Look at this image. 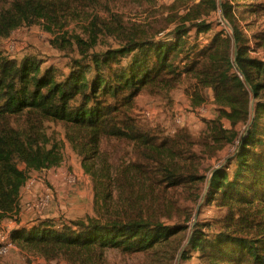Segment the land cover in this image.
Wrapping results in <instances>:
<instances>
[{"label":"trees","instance_id":"16d2710c","mask_svg":"<svg viewBox=\"0 0 264 264\" xmlns=\"http://www.w3.org/2000/svg\"><path fill=\"white\" fill-rule=\"evenodd\" d=\"M131 1L157 0H0V228L32 173L60 167L69 143L103 203L117 190L123 205L100 220L45 217L18 224L9 239L28 252L74 264H102L107 248L151 254L158 264L185 261L194 252L201 264H264V59L258 52L264 31L247 32L253 19L264 17V0H222L231 34L203 18L218 0H194L181 23L162 34L152 24L126 30L118 10ZM94 11L114 17L106 31L122 40L93 51L95 44L85 41L67 71L3 48L13 31L34 24L61 31L91 19L93 37L103 23ZM210 31L209 41L201 40ZM185 79L212 90L217 116L197 133L142 127L134 114L137 97L168 95ZM105 139L135 147L139 161L131 174L112 172L101 154ZM229 145L235 149L222 159L226 164L205 172V163L220 160ZM206 182V200L222 216L192 223L190 216L171 221L158 213L175 207L168 194L174 199L189 188L201 195Z\"/></svg>","mask_w":264,"mask_h":264},{"label":"rangeland","instance_id":"374dc122","mask_svg":"<svg viewBox=\"0 0 264 264\" xmlns=\"http://www.w3.org/2000/svg\"><path fill=\"white\" fill-rule=\"evenodd\" d=\"M199 1V0H197ZM194 0H157L156 2L131 1L121 6L119 19L126 30H131L136 25L152 24L151 28L165 33L181 23V17L187 12ZM222 0H218V8L210 15L203 18L211 20L214 30H226L233 33L231 23L224 17ZM101 17V25L97 34L90 37L87 26L90 20L79 19L61 31L47 30L41 24L21 27L2 41L7 54L12 57L22 58L27 54L42 56L47 63H53L57 67L68 70V64L72 58L79 56L80 44L84 42L94 43L91 50H105L116 46L120 39L106 31L105 23H112L114 17L107 11H94L92 14ZM254 18V17H253ZM251 30L247 29L251 36L256 31H264V17H257ZM102 28V29H101ZM212 31L201 34V40L208 42ZM82 41H80V40ZM251 44L255 46V41ZM264 59V47L258 51ZM196 89L202 97L199 101L196 97ZM217 106L211 89H200L195 80L189 82L185 79L168 95H155L149 92L140 94L135 103L134 114L142 127L158 128L168 135H174L181 127L189 128L193 133L205 127V119L217 116ZM64 135L61 125L55 126ZM244 127V126H243ZM234 146H228L220 152L221 159L212 158L205 163L206 171L211 174L210 168L217 163L226 164L227 156L234 151ZM101 154L104 160L112 167V172L120 169V172L131 174L134 166L139 161V156L132 144L123 141L105 139L101 145ZM209 181V179H208ZM209 183L203 184L201 195H192L189 188H182L174 195V199L168 194L166 201L173 203L175 207L166 211L162 209L159 214L165 220H177L190 216L192 223L197 221L209 222L215 217L224 214V210L206 200ZM50 189L51 196L47 205L42 208L36 206L41 195ZM92 176L85 172L77 153L67 143L65 147V160L60 167L44 169L32 173L26 186L23 188L19 202L13 212L6 215L1 223V231L8 236L11 230L18 224L33 222L40 218L51 217L64 221L77 219L100 220L105 214L119 210L123 205L124 194L113 190L111 198L104 202L100 197ZM10 240V239H9ZM102 264H158L153 255L139 253L130 255L119 248H107ZM64 259L45 258L42 255L28 252L17 244V248L7 253H0V264H74ZM174 264H201L197 253H191L190 257Z\"/></svg>","mask_w":264,"mask_h":264},{"label":"built area","instance_id":"2783aa9c","mask_svg":"<svg viewBox=\"0 0 264 264\" xmlns=\"http://www.w3.org/2000/svg\"><path fill=\"white\" fill-rule=\"evenodd\" d=\"M51 196L50 189H47L45 193H43L40 199L36 202V206L44 208L49 202ZM17 248V244L8 239V236L1 231L0 228V253H7L12 249Z\"/></svg>","mask_w":264,"mask_h":264}]
</instances>
